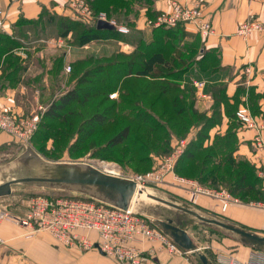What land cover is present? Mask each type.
Wrapping results in <instances>:
<instances>
[{
    "label": "crops",
    "instance_id": "crops-1",
    "mask_svg": "<svg viewBox=\"0 0 264 264\" xmlns=\"http://www.w3.org/2000/svg\"><path fill=\"white\" fill-rule=\"evenodd\" d=\"M103 1L106 2V0H88L96 7ZM109 2L112 5H124L122 7L126 9L127 27L131 32L128 36L138 33L145 45L140 50L134 44L127 42L122 49L125 53L134 57L142 52L145 59L160 53L173 63L172 68L160 76H153L151 70L144 71L142 77L145 94L150 100L153 98L155 101L149 105L150 113L157 115L158 111H161L158 109L159 104L165 96L169 105L168 109L166 107L162 110V114L170 113L171 116H178L177 103H184L187 108L193 109L203 119V123L198 121L186 123L185 137L181 140L188 144L199 139L201 137L199 133L208 121L207 138L204 139L203 146L214 147L218 151L227 150L237 161L242 160L253 165L260 180V197H264V146L261 148L257 146L255 129L247 128L236 118L237 110L246 104L259 120L264 121L263 34L253 32L242 37L237 33L239 23L244 20L254 19L264 22V0H110ZM179 2L187 4L200 2L205 18L213 23L215 33L205 37L188 26H185V29L184 27L182 29L183 25L166 27V29L157 27L155 21L171 12L174 3ZM132 4L133 11L128 9ZM0 7L4 11L5 19L0 33H4L8 39H15L14 34L17 29L23 28L22 33L26 30L30 33V28L26 29V27L31 24L45 25L55 16L72 15L69 0H0ZM4 48L6 49L5 45L0 43V53H4L1 57L2 61L7 54ZM20 48L25 46L22 45ZM16 51V54L21 56L20 63H23L22 66L27 69L26 75L31 74L34 65L25 59L26 52L23 49ZM15 76L14 72L8 73L6 81H0V108L10 109L21 117L25 114L24 117L37 123L39 113H32L33 118L29 117L28 113L36 110L35 100H39V94L36 96L35 90L24 83L25 74L19 79ZM155 81L161 84V91L157 96L154 95L152 88ZM200 82L204 84L200 85ZM168 98L171 100L169 101ZM174 98L176 108L173 104ZM230 134L233 139L232 144L226 146V137ZM217 139H221L219 144L216 143ZM23 143L27 142L0 130V155L14 151L17 146L24 145ZM160 189L164 196H170L205 214L227 219L264 235V209L254 206L252 204L254 199L250 197H239L241 203H231L224 211L222 201L217 198L199 195L193 199L191 184L178 180L172 174L167 175ZM223 189L231 192L228 188ZM8 202L9 204H0V213L24 212L23 209H20V212L19 207L13 209L10 201ZM17 210L19 212H16ZM191 223L196 222L192 221L187 225L188 233L213 264H264L262 260L257 261V257L261 254L259 250L227 235L221 238L212 234L209 235L211 241L205 242L204 236L190 229ZM27 232L26 227L16 225L10 220L2 221L0 237L4 243H0V264H75L73 260H78V264H121L114 258L101 254L100 251L82 253L61 247L60 252H56L50 245L54 243L53 237L50 236L53 240L45 235L25 237L24 234ZM202 232L209 233L207 230ZM137 244L146 250L150 257L143 264H197L195 260L197 255L188 250L170 253L155 241L139 240ZM7 249L18 251L8 252Z\"/></svg>",
    "mask_w": 264,
    "mask_h": 264
},
{
    "label": "rangeland",
    "instance_id": "rangeland-1",
    "mask_svg": "<svg viewBox=\"0 0 264 264\" xmlns=\"http://www.w3.org/2000/svg\"><path fill=\"white\" fill-rule=\"evenodd\" d=\"M109 1H103L98 7L91 3L88 5L94 12L104 11L118 24L127 26L125 7H122L121 4L112 5ZM128 9L133 11V4L129 5ZM86 26L88 25L81 23L80 26L64 36L59 26V18L54 17V20L50 19L48 24L27 26L26 29L30 28V33L27 30L22 33L21 29L23 28L17 29L14 34L15 39L8 40L4 33H0V43L5 45L6 49H10L3 61L0 58L2 69L0 81H6L7 74L11 72H14L16 79L22 78L25 74L24 83L35 90L36 96L39 94V100H35L36 110L30 111L28 115L33 118L32 113H39L37 128L38 124L43 126L39 132L35 131L33 136L27 140L28 142L23 143L24 145L21 147L17 146L14 151H8L4 155L2 153L0 166L13 161L26 148L25 144H27L32 145L49 160L88 161L100 167H102V163H109L114 166L109 170L123 176L135 177L146 174L157 167L160 163L158 157L167 156L177 146L182 145L181 139L185 135L177 133L179 124H181L179 116H171L170 113L162 115V112L158 111V114L153 115L154 118L150 121L145 120L144 113L150 112L149 105L153 102V98L149 100L150 102H145L142 94H138L142 93L145 87L142 76L124 75L129 69L133 72L143 71L142 67L135 65L127 69L128 66L120 65L117 62V60H120L121 63L132 59V56L129 57L122 49L127 42L135 46L142 44L143 40L140 35L135 33L128 36V34L131 35V32L127 34L112 33L108 34L107 38H98L79 45L78 35ZM21 37L22 39H20ZM22 45L25 48H20ZM19 49L26 52L25 59L34 65L30 71L31 74L26 75L27 69L22 66L23 63H20L21 56L16 54V50ZM119 70L120 73L117 72ZM152 88L155 96L160 94L161 84L158 81H155ZM71 90L77 92L78 99L59 110L60 117L57 119L45 116L53 106L60 105L61 96ZM168 99L171 100V98ZM168 105L167 96H165L158 109H164ZM3 110L12 112L10 109ZM24 116L25 114L22 115V118H27ZM100 116L104 118L101 121L99 120ZM192 118L196 119V117ZM125 127H129V135L126 140L119 144H112L113 138L119 135ZM196 141L194 146L199 143L198 140ZM188 144H185L184 147L188 148L189 153L192 150ZM192 149L195 157L184 163L186 171L183 174L197 180L201 175L210 173L217 163L207 156L206 163L203 164L206 155H212L210 149ZM219 166L221 167L215 178L209 182L201 183L217 190L231 186V178L226 177L225 180H222L220 175L238 171L237 166L224 161ZM162 186L163 184L147 185L152 192L158 195L162 194L160 189ZM258 187L261 188L260 185ZM37 195L65 196L78 195V193L15 185L10 196L0 198V204H9L8 201H10L13 209L19 207V210L23 209L24 211L25 202L23 200ZM155 225L161 227L158 220H155ZM189 227L204 236L205 242L206 240L211 241L209 235L215 234L221 238L224 235L199 222L191 223ZM202 230H207L209 233H203ZM33 235L53 237L54 240L50 238L54 243L51 241L50 245L56 252H60L59 248L61 247L82 253L98 252L93 249L68 247L47 231L37 232ZM24 236L29 237L26 234ZM56 244H60V246ZM260 253L257 261L263 259L264 253L262 251ZM195 257L196 263L202 264L201 261L199 263L198 257ZM73 262L79 263L78 260H73Z\"/></svg>",
    "mask_w": 264,
    "mask_h": 264
},
{
    "label": "built area",
    "instance_id": "built-area-1",
    "mask_svg": "<svg viewBox=\"0 0 264 264\" xmlns=\"http://www.w3.org/2000/svg\"><path fill=\"white\" fill-rule=\"evenodd\" d=\"M72 14L90 23L97 24L100 20L111 22L116 31L127 34L130 29L123 24H118L109 18L106 12H94L86 0H69ZM5 24L4 11L0 7V30ZM183 24L194 31L209 37L215 33L213 23L206 19L200 2L195 4L174 3L172 11L159 17L155 22L160 25ZM253 32L263 34L264 48V22L247 19L239 23L237 33L246 37ZM200 82V85H203ZM237 118L247 128L255 129V142L258 147L264 146V121L255 116L249 105L241 106L236 112ZM37 123L28 118H22L14 112L0 109V130L6 131L15 138L24 142L33 136ZM174 151L161 158L159 165L146 174L134 178L141 186L161 185L167 175L172 174L178 180L191 184L192 198L205 195L222 201L225 211L231 203L239 204L241 200L233 193L221 189H213L200 183L196 179L179 176L175 166L183 154L185 143L181 141ZM184 144V145H183ZM104 169V168H103ZM109 173L120 175L114 171L104 169ZM123 176V175H121ZM264 177V175H263ZM22 214H12L8 211L0 213V225L3 220H10L16 225L28 228L27 236L34 233L47 231L56 240L68 247H77L85 250L99 249L107 256L114 258L121 264H143L149 260L146 250L142 249L137 241H155L170 253L187 251L177 244L169 232L155 225V218L149 214L138 211L136 208L121 209L108 205L89 196H32L25 201ZM252 204L264 209V199L253 201ZM0 243H4L0 237ZM98 245V247L96 246ZM264 253V252H262ZM264 263V259H262Z\"/></svg>",
    "mask_w": 264,
    "mask_h": 264
},
{
    "label": "water",
    "instance_id": "water-1",
    "mask_svg": "<svg viewBox=\"0 0 264 264\" xmlns=\"http://www.w3.org/2000/svg\"><path fill=\"white\" fill-rule=\"evenodd\" d=\"M97 28L115 29L106 20L98 21ZM15 185L76 192L121 209L134 207L158 220L173 240L197 255L202 264L213 263L188 233L186 227L192 221L264 252V235L252 229L205 214L170 196L149 192L146 186L141 187L134 178L109 173L91 162L46 159L32 145H27L13 161L0 166V198L10 196Z\"/></svg>",
    "mask_w": 264,
    "mask_h": 264
},
{
    "label": "trees",
    "instance_id": "trees-1",
    "mask_svg": "<svg viewBox=\"0 0 264 264\" xmlns=\"http://www.w3.org/2000/svg\"><path fill=\"white\" fill-rule=\"evenodd\" d=\"M86 2L89 4L88 0H86ZM55 17L59 18V26H60L62 34L64 36H66L70 32H72L74 30V28H76L77 26H80L81 23L88 25V26L84 27L82 32H80L78 35L79 45H84L88 41H91L94 39L107 38L108 34H112V33L119 34V32L116 31L115 29L114 30L98 29L97 24L90 23V22H88V21H86V20H84L78 16H74L73 14L70 15L69 17H63V16H55ZM52 20H54V19H52ZM181 25H183V24H176V25H165V24H163V25H160L157 27H160V29H166V27H169V28L175 27V26L180 27ZM181 27H182V29H183V27L185 29V25H183ZM120 34H122V33H120ZM6 39H8V38H6ZM9 39H11V38H9ZM137 47H138V49H140V48L143 49L145 47L144 42L142 44H137ZM6 50L9 51L10 49L4 48L5 53L8 52ZM2 54H4V53H0V58L2 57ZM129 57H131V56H129ZM117 62L120 65L128 66L127 69H129L130 66H135V65L142 67L143 71L133 72L131 69H129L128 72H126V74H124V75L131 74V75H134L136 77L143 76V74L145 73L144 72L145 70H148V71L151 70L152 71L151 74L153 76H160L162 73H166L167 71H169L173 65V63L171 61L166 60L162 55H160V53H156L151 58L145 59V55L143 56L142 52L139 55H135L134 57L132 56V59H129L128 61L120 63V60H117ZM117 72L120 73L121 71L119 70ZM138 94H142V97L145 100V102H150L149 101L150 99L145 94V89H143L142 93L140 92ZM77 99H78V94L76 91L71 90V91L67 92L66 94L61 96L60 105L53 106L50 110L47 111L45 116L57 119L58 117H60V115L58 114L59 110L63 109L65 106L69 105L72 101L77 100ZM154 102L155 101L153 100V102H151V103H154ZM174 102H175V98H174L173 104H174ZM177 104H178L179 108L177 109L176 112L179 116V120L181 123V124H179V127L177 129L178 130L177 133L185 134L184 129L186 128V126H185L186 123L191 124V123L197 122V121H198V123L199 122L203 123V119L200 118V116H198V114H196V112L193 109L191 110L190 108H187L186 104H184V103L183 104L177 103ZM175 105L176 104H174V108H176ZM164 109H161L160 112H163L162 110H164ZM167 109H168V106H167ZM192 113H194V114H192ZM162 115H167V114H162ZM192 117H196V119H194ZM144 118L146 121H150V119H152L154 117H153V114L146 111L144 113ZM236 118H237V116H236ZM102 119H104V118L102 116H100L99 120L101 121ZM203 127H204L203 130L201 131V133H199L201 137L199 139H196L199 142L198 145L194 146L195 145L194 143L197 142L196 140H193L188 144V147L192 151L190 150L191 152L188 153V148L184 150L183 154L180 156V158L178 159L177 164L175 166L176 172L180 173L184 176L183 173H185L184 171H186V168H184V163L187 162L188 159L192 160L195 157V156H193L194 150L192 148H196V149L207 148V149L211 150L210 154H212V155L211 156L206 155V157L203 159V162H204L203 164L206 163V158L208 156L211 160H213V161H215V163H217V166L213 167L211 169L212 171H210V173H206L204 175H201L200 178H197V180H199L200 182L211 181L213 178H215V176L218 175L217 171H219L220 167H221L219 165H221V163L224 161L228 164L237 166V168H238L237 169L238 171H236V172L230 171V172H228V175H226V173H222L220 175V179H222V180H225L226 177L231 178L232 185L229 186L228 189L234 195H236L240 198L250 197L251 199H254V201H258L261 199L263 200L264 197H260L261 196V192H260L261 189H260V187H258L260 180L256 174V169L254 168V166L251 165L250 163L246 162V161H242V160L237 161L236 159H234L232 157L231 153L228 152L227 150L220 149L218 151L214 147L213 148L212 147H204L203 143H204V139L207 138L208 121H207V125L205 123V126H203ZM41 128H43V126H41V124H40L38 126L36 132H39ZM128 135H129V127H125V129H123L119 133V135H117L115 138H113L112 144L115 145V144L122 143L123 141L126 140ZM226 139L227 140H226L225 145L230 146L232 144V140H233L231 134L229 136H227ZM220 140L221 139H217L216 143L219 144ZM225 145H222V147ZM216 153H217V155H220V157H217ZM158 159L160 160L161 158L158 157ZM252 180H254V181H252ZM83 196H86V195H83Z\"/></svg>",
    "mask_w": 264,
    "mask_h": 264
},
{
    "label": "bare ground",
    "instance_id": "bare-ground-1",
    "mask_svg": "<svg viewBox=\"0 0 264 264\" xmlns=\"http://www.w3.org/2000/svg\"><path fill=\"white\" fill-rule=\"evenodd\" d=\"M102 167H104V169H107V170H109V169H112L114 166L113 165H111V164H109V163H102ZM142 187V186H141ZM147 190L150 192L151 190H150V188H148L147 187ZM134 208V207H133Z\"/></svg>",
    "mask_w": 264,
    "mask_h": 264
}]
</instances>
